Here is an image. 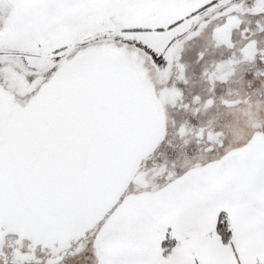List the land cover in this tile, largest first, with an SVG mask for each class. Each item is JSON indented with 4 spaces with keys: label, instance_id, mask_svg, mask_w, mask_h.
<instances>
[{
    "label": "snow or ice",
    "instance_id": "6c2138e0",
    "mask_svg": "<svg viewBox=\"0 0 264 264\" xmlns=\"http://www.w3.org/2000/svg\"><path fill=\"white\" fill-rule=\"evenodd\" d=\"M0 264H264V0H0Z\"/></svg>",
    "mask_w": 264,
    "mask_h": 264
}]
</instances>
